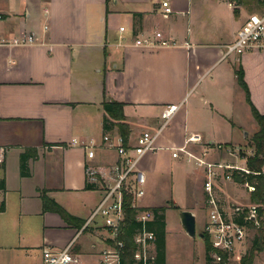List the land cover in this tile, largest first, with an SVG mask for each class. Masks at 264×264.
Returning <instances> with one entry per match:
<instances>
[{"label": "crops", "instance_id": "crops-1", "mask_svg": "<svg viewBox=\"0 0 264 264\" xmlns=\"http://www.w3.org/2000/svg\"><path fill=\"white\" fill-rule=\"evenodd\" d=\"M162 2L172 10L167 17L160 13ZM250 9L251 0H0V40L35 35L32 45H0V146L6 149L0 264H41L44 250L69 245L78 264H102L112 242L100 218L87 224L102 191L86 183L84 167L107 170L117 161L114 151L98 147L103 135H118L115 127L103 133L104 103L123 105L128 145L144 131L157 133L164 109L179 105L167 122L170 132L156 140L160 149L138 164L145 193L136 206L163 207L147 203L148 191L177 167L197 188L191 205L175 206L196 222L201 202L206 210L204 170L172 159L167 149L198 134L200 144H187L194 155L205 151L209 161L246 167L244 155L239 162L226 158L239 152L245 131L234 69L241 66L250 101L264 114V52L225 56V49ZM155 32L171 46H133ZM91 141L97 147L88 160L79 145ZM29 151V176L21 177L19 158ZM214 191L228 212L252 205L245 186L233 180L220 177ZM51 202L76 220L65 221L49 209Z\"/></svg>", "mask_w": 264, "mask_h": 264}, {"label": "built area", "instance_id": "built-area-1", "mask_svg": "<svg viewBox=\"0 0 264 264\" xmlns=\"http://www.w3.org/2000/svg\"><path fill=\"white\" fill-rule=\"evenodd\" d=\"M160 13L164 17L172 13L167 2L161 3ZM123 30V27L119 28L120 32ZM34 43L35 35L33 33L12 40H0L1 46H28ZM171 44L160 32H155L152 36L138 37L133 42V46L139 48L168 47ZM255 51L264 52V7L256 9L247 16L236 33L235 41L226 47L225 56L233 54L241 56L244 53ZM178 109L179 105H169L164 109L162 119L165 124ZM161 130L162 127L154 134L147 131L142 132L136 138L134 145H124L119 135L112 138L105 134L102 137L101 145L98 147L114 151L117 155V161L107 170L96 169L85 164L86 183L98 185L102 191L100 201L87 219V224L96 218H100L108 238L114 245L102 252V264L120 263L123 243L118 240V237L124 223V203L127 196L131 198L132 207L136 209L135 220L142 224L141 230L136 232L133 237L136 248L133 259L135 263L151 264L154 258V255L150 253L154 234L144 228V224L152 220L153 214L147 209H139L136 206V200L141 199L145 193V175L138 169V164L146 154L160 149L155 143ZM201 142V136L194 134L188 137L182 146L171 147L167 150L170 151L172 159L191 161L196 167L204 170L203 191L206 195V220L203 225V232L214 251L226 253L229 256L237 249L242 248L246 242L251 232L249 224L253 222L255 226L258 225L256 221L257 205L252 204L247 208H233L228 212L218 201L214 187L220 177L225 181H231L233 171L243 174L250 172L246 167L209 161L205 158V151L202 156H196L188 150L187 144H200ZM77 144L76 140L72 141V145ZM79 146L86 150L88 160L94 159L97 145L91 141L86 145ZM234 152L237 153L236 150ZM5 154L6 149L0 146V166L5 161ZM253 174L264 175V166L260 172ZM244 186L249 193L254 191L252 186L248 184H244ZM238 218L241 219V222L236 221ZM210 258L211 263L219 264L221 261V256L216 252L211 253ZM41 264H78V259L72 253L71 245H69L62 250H44Z\"/></svg>", "mask_w": 264, "mask_h": 264}, {"label": "trees", "instance_id": "trees-1", "mask_svg": "<svg viewBox=\"0 0 264 264\" xmlns=\"http://www.w3.org/2000/svg\"><path fill=\"white\" fill-rule=\"evenodd\" d=\"M251 4L255 5V10L264 7V0H251ZM234 75L236 82L240 89L243 91L245 101L250 108L251 116L255 121L257 131L252 135L250 139L249 149L252 150L246 157L245 165L249 174H243L237 171L232 172V180L239 184H248L254 188V191L250 193L249 201L253 205H257L256 221L257 226L253 222L249 224L254 228V236L251 240L250 247L246 254L241 257L239 264H252L256 254L264 251V175H258V173L264 166V114H260L250 101L249 91L247 85L243 80V70L241 66L234 69ZM104 120H103V133H107L112 127L117 129L118 135L122 138L124 145L128 144L129 128L124 123L123 105L119 103H104ZM30 158H33L29 152L23 153L19 158V173L21 177L29 176V169L27 162ZM88 189L92 186H86ZM5 190L4 179H0V191ZM44 208L46 209V202ZM169 207L177 209L173 203H169ZM54 212L58 213L65 221H74V217L69 216L63 211L57 204L51 202L50 208ZM4 210V203H0V212ZM152 212L153 218L144 224L145 230L154 234V258L151 264H166L165 262V215L166 206L155 207L147 209ZM136 209L132 207V200L130 197L125 198L124 203V223L121 228V233L118 237L123 243V249L121 251L119 264H139L135 263L133 256L135 253V244L133 237L136 232L141 230L142 224L135 220ZM237 222H241V219H236ZM202 239L204 241L205 260L207 263L211 262L210 254L216 252L221 256L219 264H228L226 253L214 251L208 241L206 234L202 233ZM113 247V243H111Z\"/></svg>", "mask_w": 264, "mask_h": 264}, {"label": "rangeland", "instance_id": "rangeland-1", "mask_svg": "<svg viewBox=\"0 0 264 264\" xmlns=\"http://www.w3.org/2000/svg\"><path fill=\"white\" fill-rule=\"evenodd\" d=\"M255 8V5L251 4V9L249 10V13L251 14L252 12L256 11ZM236 95L237 94L235 93V96ZM243 97L244 94L241 90L239 92L241 110L240 122L245 126V131L241 132L240 135L241 141L239 145H241V147L239 149V152L235 153V157L232 158L226 156V158H228L227 161H230L231 163L233 161L239 162V159L242 160L241 155H244L245 158L249 155L250 139L254 134L253 132L257 130L255 121L253 120L252 116H250L247 107L245 106V103L242 100ZM161 126L162 130L160 132L159 139H164L166 135H168V133L170 132L172 124H165L164 120H161L159 128ZM190 178V176L184 177L182 172L177 167L172 168V174L168 178L164 176L163 178H161V180H157V182H155L150 191H148L147 203H152L157 206H165L166 204L173 202L174 206L177 205L180 208L188 207L193 203L194 198L192 197V194L197 188L196 182L188 183V180H190ZM185 179L187 180L186 182ZM191 184L193 185V188ZM241 189L243 191V188ZM247 194L249 193H243V195ZM247 196L249 197V195ZM164 215L166 220L164 249L166 264H215L211 262H206L204 241L202 238H200V235H202L203 233V225L206 220V210L205 206L203 205V202H201L198 207V210L196 211L194 238H190L185 234V231L180 223V211L178 209L168 208L164 212ZM254 233L255 231L252 230L242 248L237 249L235 252L231 253L228 256V264H239L241 257L246 254L250 247V243ZM152 253H154V249ZM252 264H264L263 253L256 254Z\"/></svg>", "mask_w": 264, "mask_h": 264}, {"label": "water", "instance_id": "water-1", "mask_svg": "<svg viewBox=\"0 0 264 264\" xmlns=\"http://www.w3.org/2000/svg\"><path fill=\"white\" fill-rule=\"evenodd\" d=\"M180 223L182 228L185 231V234L190 237H195V216L188 211H182L180 212ZM200 238H202V235H200Z\"/></svg>", "mask_w": 264, "mask_h": 264}]
</instances>
